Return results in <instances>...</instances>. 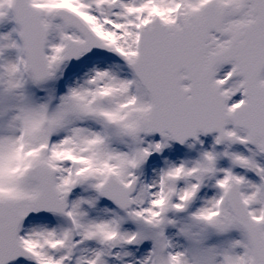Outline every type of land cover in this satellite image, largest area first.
Wrapping results in <instances>:
<instances>
[{
  "label": "snow or ice",
  "instance_id": "obj_1",
  "mask_svg": "<svg viewBox=\"0 0 264 264\" xmlns=\"http://www.w3.org/2000/svg\"><path fill=\"white\" fill-rule=\"evenodd\" d=\"M0 264H264V0H0Z\"/></svg>",
  "mask_w": 264,
  "mask_h": 264
}]
</instances>
